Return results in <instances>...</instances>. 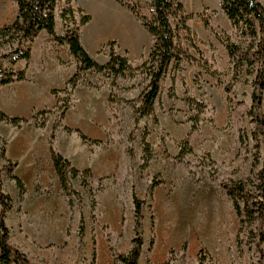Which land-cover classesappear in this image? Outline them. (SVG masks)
Wrapping results in <instances>:
<instances>
[{
  "label": "rangeland",
  "instance_id": "obj_1",
  "mask_svg": "<svg viewBox=\"0 0 264 264\" xmlns=\"http://www.w3.org/2000/svg\"><path fill=\"white\" fill-rule=\"evenodd\" d=\"M123 1L71 0L76 23L69 26L75 28L89 14L91 20L80 27L87 52L105 64L114 41L115 51L137 67L147 59L153 38L130 6L148 19L152 6L150 0ZM180 1L192 15L194 42L218 73L206 71L189 48L195 59L183 60L179 70L169 68L153 112L137 120L135 109L148 83L141 71L114 78L89 69L81 72L75 89L53 93L67 86L79 63L66 43L47 32L31 44L30 59L12 63L13 55L1 58L0 78L11 71L25 73L22 80L0 85L3 111L28 119L21 126L0 121V176L12 199L4 222L17 260L124 264L117 256L134 246L136 196L143 202L138 264H264V219L239 217L224 189L239 180L253 190L260 184L264 135L251 116L256 70L234 69L220 37L243 38L219 0ZM66 6L63 0L56 8L57 34L66 31L60 16ZM16 16L15 0H0V29ZM126 34L135 49L124 48ZM181 43L187 46L184 39ZM6 48H0V56ZM262 98L264 116V89ZM43 119L45 125L39 126ZM51 140L73 166L92 172L70 177L69 195L49 163ZM185 141L191 151L180 156ZM35 163L37 170L31 169ZM13 175L21 178L25 192Z\"/></svg>",
  "mask_w": 264,
  "mask_h": 264
},
{
  "label": "trees",
  "instance_id": "obj_2",
  "mask_svg": "<svg viewBox=\"0 0 264 264\" xmlns=\"http://www.w3.org/2000/svg\"><path fill=\"white\" fill-rule=\"evenodd\" d=\"M63 0H15L17 4V16L15 20L4 25L0 29V48L7 47L4 56H0V71L2 70L1 58L13 55L12 63L22 59H30L31 44L41 31L46 30L53 39L59 43H66L69 46L71 54L78 61L79 65L74 75L67 81V86L62 90H53L56 92H65L70 87L75 89L80 81V74L85 70H95L105 72L114 78L118 76H133L134 72L141 71L148 83L141 94V104L135 109L136 120L150 115L154 110L155 101L160 93V82L167 74L169 68L180 69V63L183 60L193 61L195 58L189 51L194 49L200 58L201 66L212 75H216L217 70H212L210 62L204 58L199 46L194 42L195 33L192 30L189 20L192 15L189 14L183 2L180 0H150L152 6V17L148 19L142 15L135 6H130L131 11L141 21L142 25L149 31L153 38V44L148 53L147 59L137 67L130 64L127 56L118 54L113 48L114 41L110 42L109 60L105 64L99 63L85 49L81 42L80 27L91 20L89 14L84 13L75 28L69 26V22L75 24V10L71 6V0H65L67 6L61 10L60 16L65 23L66 31L64 34L56 33V8ZM123 3V0H117ZM219 5L232 24L240 31L243 38L240 42L232 41L227 35L220 37L225 45L228 54L233 62L234 69L246 66L254 73V91L252 94L251 116L257 123V128L264 135V116L260 112L262 106V91L264 89V0H219ZM83 12V9H79ZM206 27L210 26L209 19L204 17ZM182 39L187 46H182ZM8 76L0 78V85L9 84L16 80L25 78L24 71H11ZM116 84L115 80L112 82ZM229 91L230 88L226 87ZM68 109L64 106L63 113ZM42 113V112H40ZM38 113V114H40ZM37 114V115H38ZM34 115L33 118H37ZM0 121H6L14 126H21L28 119L21 116H9L0 109ZM43 119L39 126L45 125ZM68 132L73 131L69 126L64 127ZM78 132L83 141H89V138L79 129ZM53 139V135L51 136ZM187 144V141L184 143ZM186 149V151H185ZM51 159L60 178L64 191L69 195V178L78 175H91V169L79 170L72 165L70 160L57 152L53 147L52 140L49 144ZM180 156L190 152L191 148L186 145ZM15 163L10 162L13 168ZM20 189L25 192V185L17 175L12 176ZM260 184L253 190L248 187L247 182L239 180L224 184L227 195L233 202L236 213L239 217L245 216L247 220L253 222L255 219H264V166L258 174ZM156 182H153V187ZM73 204V201H70ZM143 202L134 196L136 226L135 238L132 240L134 246L127 255H118L117 258L124 264H138L141 253L142 238L139 234L141 225ZM0 206H1V228L3 234L0 236V263L12 264H32L26 257L22 256L17 260V256L12 253V247L8 243V227L4 222V214L12 207L10 195L5 193L0 176ZM81 229H83L81 227ZM263 239V238H262ZM22 255V254H21ZM201 263V262H200ZM202 260V264H203Z\"/></svg>",
  "mask_w": 264,
  "mask_h": 264
},
{
  "label": "crops",
  "instance_id": "obj_3",
  "mask_svg": "<svg viewBox=\"0 0 264 264\" xmlns=\"http://www.w3.org/2000/svg\"><path fill=\"white\" fill-rule=\"evenodd\" d=\"M140 21V20H139ZM41 32H43V33H46L47 31L46 30H43V31H41ZM48 33V32H47ZM127 33V32H126ZM126 40L128 41H126L125 40V45H126V47H124V48H126V49H129L130 50V48H133V49H135L134 48V44H133V41H132V38L131 37H129V34H126ZM91 93V92H90ZM13 95V94H12ZM11 96V95H10ZM22 96H24V95H21V97ZM22 98H25V97H22ZM0 108L3 110L4 109V106H3V104H2V102L0 101ZM96 125H99V122L98 121H96ZM97 138H100V137H97ZM49 163H50V165H51V167L53 168V169H55L54 168V165H53V162H52V159L50 160L49 159ZM89 166H84V167H90V163L88 164ZM33 167H31V169H33V170H37V166H36V163L34 164V165H32ZM76 166H80V167H82L80 164H78V163H76Z\"/></svg>",
  "mask_w": 264,
  "mask_h": 264
}]
</instances>
